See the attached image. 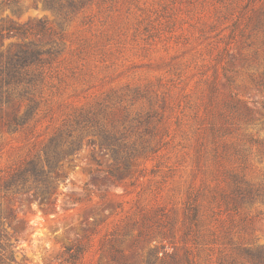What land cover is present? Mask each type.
<instances>
[{
	"label": "rangeland",
	"instance_id": "1",
	"mask_svg": "<svg viewBox=\"0 0 264 264\" xmlns=\"http://www.w3.org/2000/svg\"><path fill=\"white\" fill-rule=\"evenodd\" d=\"M27 21L45 34L5 36L0 51L29 41L55 50L42 86L48 116L0 131V183L81 113L98 115L110 144L91 127L82 138L73 132L79 144L59 162L52 210L29 192L0 199L17 218L3 226L10 264H59L72 245L87 249L77 264H118L112 245L126 264H146L151 251L156 264H174L171 256L186 264V250L194 264H229L235 247L264 248V204L225 211L234 165L213 157L241 136L264 141V91L250 79L262 62L263 37L252 29L264 21V0H0V25ZM235 100L240 129L225 135ZM239 143L252 152L245 178L264 187V152ZM116 168L118 181L108 174Z\"/></svg>",
	"mask_w": 264,
	"mask_h": 264
},
{
	"label": "trees",
	"instance_id": "2",
	"mask_svg": "<svg viewBox=\"0 0 264 264\" xmlns=\"http://www.w3.org/2000/svg\"><path fill=\"white\" fill-rule=\"evenodd\" d=\"M48 6L53 8L51 3ZM30 23L27 21L23 24L16 22L7 25L1 24L0 40L5 36L24 38L28 34H45L44 26L40 24V21L37 22L38 24ZM236 30L237 26L234 23L229 28V34L225 37L227 47L235 39ZM252 31H259L262 34L263 56L257 73L251 74L250 79L257 90L264 91V21H256ZM227 50L224 48L223 51L227 54ZM55 54V50L44 49L34 41L11 43L4 51H0V131L6 130L12 133L21 131L48 116V111L41 109L47 103L42 86L46 79L45 66L51 64ZM225 79L227 85H230L231 78L225 75ZM238 102L235 100V103L229 108L231 117L228 115L225 117L226 126L222 129L225 135L237 133L240 129L239 125L232 121L238 116L241 117L240 109L236 104ZM246 111L248 115L251 113L249 109ZM88 127L93 128L105 144H110V134L95 112L81 113L71 120L63 121L37 153L29 157L15 172L1 179L0 199L10 192H29L35 200L39 201L45 211L54 209L59 195L57 188L64 179L59 162L65 156L72 154L79 144V141H73V132L79 131L78 138H82L80 135L83 132L87 133ZM244 139L249 144L256 146V155L260 157L264 152V141L250 136L237 138L239 142ZM239 142H236L226 153L218 154L217 149L213 151L215 159L223 155L228 157L234 165L233 169L227 173L228 192L222 196V202L220 201L219 205L225 211L235 214L239 213L244 204H252L257 200L264 204V187L249 182L243 173L248 158L252 154L249 152L251 149L243 148ZM108 174L117 181L122 176L121 173H118L117 168L108 171ZM187 218L193 222L196 220L195 209H193L192 216ZM9 219L17 221L16 215H12L11 209H3L0 202V264L12 262L10 236L3 229L4 222ZM234 249L236 254L230 257L229 264H264V248L262 246L235 247ZM86 252L87 249L82 245L65 246L63 247V259L59 264H77ZM108 254L112 262L126 264L125 261H121L124 258L123 252L113 245ZM149 255L146 264H156L158 259L155 257V253L151 251ZM171 259L176 264L174 256H171ZM186 264H194L190 258V250H186Z\"/></svg>",
	"mask_w": 264,
	"mask_h": 264
}]
</instances>
